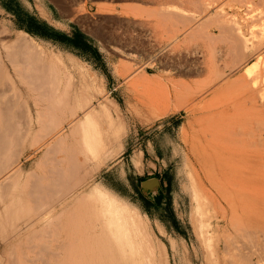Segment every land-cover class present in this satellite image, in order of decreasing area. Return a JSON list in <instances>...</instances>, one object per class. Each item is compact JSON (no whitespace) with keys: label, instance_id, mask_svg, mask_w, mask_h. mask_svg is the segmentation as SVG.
I'll list each match as a JSON object with an SVG mask.
<instances>
[{"label":"bare ground","instance_id":"6f19581e","mask_svg":"<svg viewBox=\"0 0 264 264\" xmlns=\"http://www.w3.org/2000/svg\"><path fill=\"white\" fill-rule=\"evenodd\" d=\"M188 1L193 5L200 0ZM207 1L204 4L209 15H202L207 20L202 22L200 15L201 21L191 17L192 21L189 13V18L180 17L185 20L178 18L177 24L182 22L187 28L190 26L185 23L189 19L191 23L196 21L192 23L196 25L194 32L189 30L194 36L207 26L202 37H206L204 43L209 53L237 65L227 67L223 61L229 71L223 74L219 70L220 75L213 68L216 72L213 77L218 76L201 92H193L192 98L190 95V103L184 107L186 113L195 114L200 108L198 99L229 92L237 84L235 70L246 67L243 75L238 74L242 79L236 74L240 86L237 94L231 90L236 96L229 97V103L221 106L224 114L205 124L212 115L201 111L200 122L190 132L189 143L186 142L194 174L195 206L204 230L197 236L206 244L209 252L206 258L210 256L213 264H264V136L256 134L261 127L264 131V0L248 1L255 9V17L252 16L255 24H250V28L251 25L255 28L248 32L239 8L228 17L226 4L232 0H225L226 4L224 0ZM61 4L65 8L66 3ZM204 4L199 8L193 5L190 10L200 13L198 9L201 5L204 8ZM66 7L68 11L69 6ZM247 17L245 20L249 18L250 23ZM102 28L98 30L103 32ZM202 30L204 33L205 29ZM187 31L181 33L190 34ZM236 31L238 34L234 35ZM251 31L255 40L248 44L246 32ZM15 32L11 35L5 29L0 31V264H143L142 248L150 253L154 247L144 224L104 188L94 185L98 171L113 155L112 148L119 144L122 135V124L113 117L118 113L117 107L107 100L98 107L102 131L94 132V103L84 100L77 86L66 83L60 87L52 60L47 58L42 45L23 30ZM216 41H221L224 49L222 45L216 49ZM160 48L163 50V46ZM165 56L159 62L164 63ZM214 61H211L213 65ZM197 72L198 68L194 73ZM192 74L190 70L184 73ZM86 77H82L83 81ZM244 77H249V81ZM105 97L103 94L101 98ZM160 102L148 100L140 106L139 114H157L161 111ZM37 153L41 156L35 168L27 171L24 162ZM154 181L148 185L155 184ZM124 223L129 225L131 233L124 229ZM197 227L195 224L196 231Z\"/></svg>","mask_w":264,"mask_h":264},{"label":"rangeland","instance_id":"374dc122","mask_svg":"<svg viewBox=\"0 0 264 264\" xmlns=\"http://www.w3.org/2000/svg\"><path fill=\"white\" fill-rule=\"evenodd\" d=\"M195 1L198 0L193 2ZM200 1L204 4L205 0ZM232 1L231 4L223 1L227 6L226 9L230 11L228 17L231 18V14L239 8V13L243 17L241 20L244 24L246 23L244 29L248 32L249 29L255 28L253 27L255 24L254 5L248 4L249 0H238V3H235L237 0ZM3 2L10 11H3L0 7V31L5 29L14 35L15 31L23 30L42 45L47 58L52 60L60 87L66 83L69 86H77L80 96L94 103V132L100 134L102 131L98 107L105 100L117 107L118 113L113 117L115 120H120L122 135L119 144L112 148L113 155L98 171L94 185L104 188L120 206L128 207L136 213L144 224L147 238L154 247L150 253L142 248L143 264H208L207 260L210 259V256L206 258L209 254L208 248L197 236L203 229L198 219L201 214L195 206V185L192 176L194 174L189 162L190 157H188L190 155L188 143L192 134L190 132L196 130L197 122H200L201 111L212 115L205 124L220 119L221 113L224 114L221 106L229 103L236 96L237 87L240 86L237 75L239 73L243 75L242 72L244 73L246 66L241 67L240 71L235 70L234 82L237 81L239 85L235 83L234 86L233 84L232 89L236 90V94L235 92L231 94V89L227 91L228 93L224 92L225 95L223 92L212 97L207 95L208 97L205 96V99L201 101L196 100L200 102L201 109L197 108L195 114L192 115L186 113L184 107L190 103V98L195 96L192 93L198 94L201 89H205L206 85L218 76L215 74L216 77H213L215 70L219 75V70L221 73L224 72L223 74L229 71V68L225 66L228 64V67L232 62L225 60L224 57L214 58L209 53L204 43L206 37H202V34L206 35V25L205 28L197 25L202 31L199 35L194 36L192 33L196 26L192 23L196 21L191 23L190 19L193 21V18L196 20L198 18L197 21H201L203 18L202 22L208 19L204 17L209 15L205 11V4L204 8L200 6L198 9L200 13H197L196 10L190 9H193V5L199 8L201 3L193 4L192 2L193 5H191L188 0H28V2L3 0ZM60 2L66 3L65 8ZM206 2L209 1L206 0ZM243 2L246 5L242 6ZM66 6H69V12L66 11ZM245 12H248L247 16L252 22L247 21L249 18ZM160 13L161 15L166 14L161 16ZM170 13L176 14L177 17L176 15L173 18L170 17ZM187 14L190 15L191 24L185 23L188 19L184 23L191 28L188 26L186 28V25L180 22L183 24L182 27L186 28L184 29V27L181 28L180 23V25L177 24V19L181 16L185 18ZM246 17L247 20H245ZM112 18H114V24L111 21ZM183 18H180V21L185 20ZM106 19H110L108 20L110 23ZM250 24L253 25L251 28ZM232 25L234 29L235 26ZM98 27H103V32L100 31L101 28L98 30ZM178 28H181L183 32L192 30V32L189 31L190 34L187 31L192 37L185 34L186 32H179ZM202 28L205 29L204 33ZM99 31L100 33H97ZM252 31L246 32L249 37L248 44L253 43ZM233 34L238 33L236 31ZM109 36L113 39L107 38ZM187 37L188 40H186ZM132 44L133 49L141 54L140 58L130 54ZM161 45L163 50L160 48ZM221 45L224 49L221 41L214 43L216 49ZM163 51L166 56L165 53L162 55ZM161 55L166 58L164 63L159 62L160 58L161 61L164 58ZM168 55H170L169 58ZM153 56L154 58L156 56L158 60H154ZM136 61H140L144 66L137 64ZM211 61H214V65ZM223 61L225 66L222 64ZM234 64L237 65V62ZM234 64L230 66L234 67ZM197 68L198 74L194 73ZM179 70H183V73ZM186 70L192 71L193 74L184 75ZM262 71L264 72V69ZM85 75L87 77L83 81L82 77ZM241 75L238 76L241 77ZM205 76L208 78L210 76L209 80L205 79ZM244 79L246 82L249 81L247 80L249 77H244ZM3 84L8 83L3 82ZM4 85L3 87L6 86ZM103 94H106V97L102 99ZM148 100H160L161 111L153 116H141L140 106ZM215 104L217 106H214ZM218 112L220 114H217ZM262 129L263 127L256 131L258 136H264ZM40 156L41 153H37L24 162L27 171L35 168ZM151 180H155V184L148 185ZM195 224L196 227L198 226L197 231ZM128 227L129 225L124 223V229L131 233ZM1 248L2 244H0V251ZM210 263H212L211 259Z\"/></svg>","mask_w":264,"mask_h":264},{"label":"crops","instance_id":"0c3cea01","mask_svg":"<svg viewBox=\"0 0 264 264\" xmlns=\"http://www.w3.org/2000/svg\"><path fill=\"white\" fill-rule=\"evenodd\" d=\"M19 2H25V1H27L28 2V0H18ZM0 7H1V9L4 11H10L8 8H6V4L3 2V0H0ZM15 22H17V20L15 21ZM50 22V21H49ZM136 47V46H135ZM130 54H132V55H137L139 58L141 57V54L139 53V51L138 50H134L133 49V44L131 45V50H130Z\"/></svg>","mask_w":264,"mask_h":264}]
</instances>
